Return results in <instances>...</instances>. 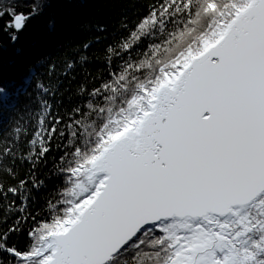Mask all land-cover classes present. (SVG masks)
Segmentation results:
<instances>
[{
	"label": "snow or ice",
	"instance_id": "obj_1",
	"mask_svg": "<svg viewBox=\"0 0 264 264\" xmlns=\"http://www.w3.org/2000/svg\"><path fill=\"white\" fill-rule=\"evenodd\" d=\"M44 3L0 0V33ZM131 8L29 69L0 134V264H264V0Z\"/></svg>",
	"mask_w": 264,
	"mask_h": 264
},
{
	"label": "trees",
	"instance_id": "obj_2",
	"mask_svg": "<svg viewBox=\"0 0 264 264\" xmlns=\"http://www.w3.org/2000/svg\"><path fill=\"white\" fill-rule=\"evenodd\" d=\"M137 2L138 0H45L43 12L28 22L15 42L8 35L0 33V83L7 86L3 104L0 105V134L12 118L25 113L29 100L23 95V88L25 81L31 77V67L37 66L42 70L52 59L81 43L85 35L82 26L85 23L99 21L114 24L121 15L130 13L131 5ZM46 183L51 190L57 182ZM37 206L42 207L43 200Z\"/></svg>",
	"mask_w": 264,
	"mask_h": 264
}]
</instances>
